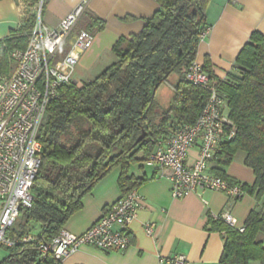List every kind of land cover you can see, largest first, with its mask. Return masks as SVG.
I'll return each instance as SVG.
<instances>
[{"label": "trees", "instance_id": "16d2710c", "mask_svg": "<svg viewBox=\"0 0 264 264\" xmlns=\"http://www.w3.org/2000/svg\"><path fill=\"white\" fill-rule=\"evenodd\" d=\"M24 1L27 10L18 29L0 39V77L14 70L10 54L28 44L35 0ZM153 1L159 9L138 34L116 42L111 65L81 85L62 86L47 105L38 132L41 153L31 190L33 202L31 208L20 210L9 229L7 236L15 244L6 248L0 264H41L40 247L51 243L103 178L120 168L117 184L122 194L137 189L145 179L129 176V166L147 161L174 127L191 125L199 116L206 94L189 85L184 75L195 62L201 34L208 28L211 0ZM78 23L91 34L103 28L87 13ZM173 74L177 81L172 99L165 110H158L156 91ZM218 83L236 132L212 171L235 184L219 166L242 152L254 181L241 188L260 204L247 216L242 233L209 219V230L220 233L223 241L217 264H264V35L251 34L236 57L234 73ZM142 133L145 137L137 142ZM52 262L49 257L45 264Z\"/></svg>", "mask_w": 264, "mask_h": 264}, {"label": "built area", "instance_id": "2783aa9c", "mask_svg": "<svg viewBox=\"0 0 264 264\" xmlns=\"http://www.w3.org/2000/svg\"><path fill=\"white\" fill-rule=\"evenodd\" d=\"M89 1L81 0L56 29L44 30L45 0H35L34 25L27 47L10 54L14 70L8 77H0V247L14 246L15 240L7 233L20 210L31 208L33 202L31 190L40 167L38 132L47 105L57 97L62 86L73 83L72 74L80 56L92 44L93 37L86 30L72 35ZM205 34L206 31L200 40ZM65 42L66 52L60 55ZM184 79L205 92L206 102L193 124L174 127L156 144L145 164L159 170L161 177L168 180L173 199L205 191L240 199L245 194L242 184H230L212 171L223 146L233 140L236 132L218 80L196 61L190 65ZM191 149L196 150V157L189 164ZM139 200L136 189L123 195L81 235H73L62 228L50 244L40 247L41 264L49 257L53 259L51 264H62L82 246H91L100 252L125 251L131 244L129 225L136 217ZM217 219L243 232V227H237L236 220L228 212H222ZM146 231L150 233V228ZM169 264L189 263L179 257Z\"/></svg>", "mask_w": 264, "mask_h": 264}, {"label": "crops", "instance_id": "0c3cea01", "mask_svg": "<svg viewBox=\"0 0 264 264\" xmlns=\"http://www.w3.org/2000/svg\"><path fill=\"white\" fill-rule=\"evenodd\" d=\"M80 2L45 0L44 30L56 29ZM158 9L153 0H90L84 13L99 19L103 28L90 33L92 44L80 56L72 74L73 83L81 85L90 81L111 65L116 42L138 34ZM26 10L24 0L0 1V39L18 29ZM206 22L208 28L198 44L195 61L217 80L226 82L229 74L234 73L236 57L251 34L264 35V0H211ZM79 31L77 23L72 35ZM66 48L65 42L59 54L64 55ZM195 157L196 150L191 149L188 163ZM120 172V168H115L103 178L82 199L81 209L67 220L63 229L73 235L83 234L106 208L122 197L117 184ZM224 172L237 183L253 184L252 170L241 163H231ZM128 175L145 179L136 189L140 200L136 217L129 225L130 246L123 252H100L82 246L62 264H169L179 257L189 264H217L223 241L220 233L209 230V219L218 220L222 212H228L236 220V226L243 227L249 213L260 204L248 194L236 200L211 191L173 199L168 180L145 162L130 165Z\"/></svg>", "mask_w": 264, "mask_h": 264}, {"label": "rangeland", "instance_id": "374dc122", "mask_svg": "<svg viewBox=\"0 0 264 264\" xmlns=\"http://www.w3.org/2000/svg\"><path fill=\"white\" fill-rule=\"evenodd\" d=\"M177 81V76L175 74L171 75L168 79V83L167 84H163L161 87H159V89L156 91L155 94V103L158 107V110H165L168 105L169 102L172 99L173 96V91H172V86L175 85ZM243 159H244V154L242 152H237L234 154L232 161L226 165V166H219L220 169H222L223 171H226V169L228 168V166L233 163V162H238L241 163V165H244L243 163ZM245 166V165H244ZM7 255V249L4 247H0V261ZM251 264H261L259 262H254Z\"/></svg>", "mask_w": 264, "mask_h": 264}, {"label": "water", "instance_id": "95a60500", "mask_svg": "<svg viewBox=\"0 0 264 264\" xmlns=\"http://www.w3.org/2000/svg\"><path fill=\"white\" fill-rule=\"evenodd\" d=\"M144 137H145V134L142 133V135L140 137H138L137 142L141 141Z\"/></svg>", "mask_w": 264, "mask_h": 264}]
</instances>
